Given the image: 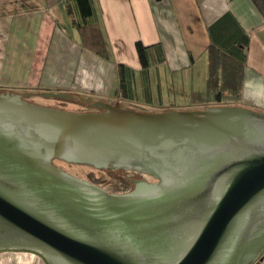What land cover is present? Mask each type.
<instances>
[{
    "label": "water",
    "instance_id": "1",
    "mask_svg": "<svg viewBox=\"0 0 264 264\" xmlns=\"http://www.w3.org/2000/svg\"><path fill=\"white\" fill-rule=\"evenodd\" d=\"M68 97L75 111L27 98ZM58 161L140 172L111 192ZM49 264H261L264 111H138L0 89V249Z\"/></svg>",
    "mask_w": 264,
    "mask_h": 264
},
{
    "label": "crops",
    "instance_id": "2",
    "mask_svg": "<svg viewBox=\"0 0 264 264\" xmlns=\"http://www.w3.org/2000/svg\"><path fill=\"white\" fill-rule=\"evenodd\" d=\"M66 1L0 0V89L72 91L163 110L217 101L221 90L219 102L264 111V13L254 0H93L87 22L97 24L106 57L84 44ZM137 42L146 46V66ZM0 264L49 262L38 251L11 248L0 249Z\"/></svg>",
    "mask_w": 264,
    "mask_h": 264
},
{
    "label": "rangeland",
    "instance_id": "3",
    "mask_svg": "<svg viewBox=\"0 0 264 264\" xmlns=\"http://www.w3.org/2000/svg\"><path fill=\"white\" fill-rule=\"evenodd\" d=\"M148 58V53H146ZM227 62V60H226ZM66 94L71 95H77L92 99L101 100L110 104H115L113 100L105 99L102 97L97 96H91V95H83L72 91H65ZM35 93L34 95H36ZM213 97V96H212ZM211 97V103L208 100V102H205L204 104H192L191 100L187 101H181L178 105H176L174 108L179 110H189V109H202L210 106H219V105H228L226 103L234 102L232 104H235V100L225 98L222 102L216 101L215 99ZM30 101L54 106V107H60L68 110H75V111H89L94 107L91 104H88L86 102L68 98V97H46V96H32L27 98ZM126 107L138 110V111H163V108L160 107H148V106H141L138 104H130L126 102H122ZM210 103V104H209ZM229 104V105H232ZM63 168L71 172L72 174L76 176L83 177L85 179H89L94 183H97L107 190L111 192H128L133 189V182L132 180H138V179H146V180H153L151 177L147 175H143L140 172L131 171V170H123V169H96L85 165H78V164H70V163H64V162H58Z\"/></svg>",
    "mask_w": 264,
    "mask_h": 264
},
{
    "label": "trees",
    "instance_id": "4",
    "mask_svg": "<svg viewBox=\"0 0 264 264\" xmlns=\"http://www.w3.org/2000/svg\"><path fill=\"white\" fill-rule=\"evenodd\" d=\"M255 3L258 5L260 10L264 13V0H254ZM66 7L68 15L72 18L73 23L82 30L83 34V42L86 46L91 47L92 49H95L97 52H99L103 56H107V48L106 44L103 40V37L101 36L99 32V28L97 27V24L88 23L87 18L91 17L94 13V5L93 0H67L66 1ZM76 13L79 14L82 18V20H78L76 18ZM137 50L140 55L142 64L144 66L148 65V58L146 55V46L143 45L141 42H137ZM244 64L241 63L238 68V78H237V86L238 90L237 92L240 94L243 79H244ZM118 79L120 86L124 85L125 77H124V70L123 65L120 64L118 67ZM213 78L210 79V86L214 87L213 84ZM216 96L218 98V101L221 100V95H223V91L218 90L216 91ZM206 96L202 92H194V100L195 101H205ZM58 162H64V161H58ZM67 163V162H64Z\"/></svg>",
    "mask_w": 264,
    "mask_h": 264
},
{
    "label": "flooded vegetation",
    "instance_id": "5",
    "mask_svg": "<svg viewBox=\"0 0 264 264\" xmlns=\"http://www.w3.org/2000/svg\"><path fill=\"white\" fill-rule=\"evenodd\" d=\"M35 94V93H34ZM31 95L30 97H32V96H43V95H40L39 93H37L36 95ZM52 98H56V97H52ZM58 98H60V97H58ZM96 108L95 107H92V109L91 110H95ZM142 174V173H141ZM143 175H145V174H143ZM264 254V253H263ZM263 254H261V256H263Z\"/></svg>",
    "mask_w": 264,
    "mask_h": 264
}]
</instances>
